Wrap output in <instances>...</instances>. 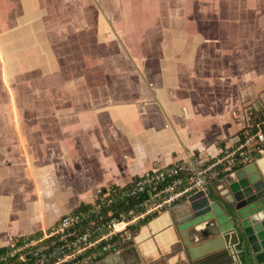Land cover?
I'll list each match as a JSON object with an SVG mask.
<instances>
[{
  "label": "crops",
  "instance_id": "crops-1",
  "mask_svg": "<svg viewBox=\"0 0 264 264\" xmlns=\"http://www.w3.org/2000/svg\"><path fill=\"white\" fill-rule=\"evenodd\" d=\"M250 104L264 107V0H0V248L101 187L221 154ZM226 178L207 192L229 209ZM182 203L137 231L143 264L202 261L210 240L185 245ZM238 247L206 264H248ZM112 256L96 264H124Z\"/></svg>",
  "mask_w": 264,
  "mask_h": 264
},
{
  "label": "built area",
  "instance_id": "built-area-1",
  "mask_svg": "<svg viewBox=\"0 0 264 264\" xmlns=\"http://www.w3.org/2000/svg\"><path fill=\"white\" fill-rule=\"evenodd\" d=\"M243 118L236 140L221 154L158 165L126 184L101 187L92 203L64 213L42 235L8 244L11 248L0 253V263L17 256L25 264H96L131 246L144 221L264 157V107L250 104Z\"/></svg>",
  "mask_w": 264,
  "mask_h": 264
},
{
  "label": "water",
  "instance_id": "water-1",
  "mask_svg": "<svg viewBox=\"0 0 264 264\" xmlns=\"http://www.w3.org/2000/svg\"><path fill=\"white\" fill-rule=\"evenodd\" d=\"M258 161L227 175L229 209L219 203V193L212 196L205 191L191 194L176 207L177 229L186 246L195 242L188 238L196 228L197 242L210 240L202 245L206 252L200 264L225 259L231 249L238 257L236 246L246 263L264 264V175L258 171ZM212 245L217 248L211 249ZM113 256L124 264H143L132 245Z\"/></svg>",
  "mask_w": 264,
  "mask_h": 264
},
{
  "label": "trees",
  "instance_id": "trees-1",
  "mask_svg": "<svg viewBox=\"0 0 264 264\" xmlns=\"http://www.w3.org/2000/svg\"><path fill=\"white\" fill-rule=\"evenodd\" d=\"M138 199L137 198H135V199H129V200H126V201H123L122 202V204H120L121 206L120 207H122L123 205H130V204H132L133 202H136ZM89 204H85V205H80L79 207H77V208H75L74 209V211H77L78 209H81L82 207H87ZM152 218H149V219H147L146 221H144L143 222V224L142 225H144L145 223H147L149 220H151ZM141 225V226H142ZM139 229H140V227H139ZM138 229V230H139ZM25 239V237H18V238H16V239H14L13 240V243H15V246H17V245H19L20 243H22V241ZM11 247H10V245H6V246H4V247H1L0 248V253H3V252H6L8 249H10ZM26 262H22V261H19L18 260V257L16 256V257H14V258H12V259H10L9 261H7V262H2V263H0V264H25Z\"/></svg>",
  "mask_w": 264,
  "mask_h": 264
},
{
  "label": "rangeland",
  "instance_id": "rangeland-1",
  "mask_svg": "<svg viewBox=\"0 0 264 264\" xmlns=\"http://www.w3.org/2000/svg\"><path fill=\"white\" fill-rule=\"evenodd\" d=\"M112 48V50H113V52H115V50L116 49H120V47H116V46H113V47H111ZM96 50H99V51H103V48L102 47H100V46H97L96 47ZM70 68H71V66H70ZM82 81V79H79V81L77 80V82L76 83H78V82H81ZM32 83H34V84H36L37 82H35L34 80H32ZM68 85H72V83L71 84H68ZM17 88H20V85L19 84H17V85H15ZM16 97H17V99L18 100H25V99H28V97H27V94L25 93H22V92H17L16 93Z\"/></svg>",
  "mask_w": 264,
  "mask_h": 264
},
{
  "label": "bare ground",
  "instance_id": "bare-ground-1",
  "mask_svg": "<svg viewBox=\"0 0 264 264\" xmlns=\"http://www.w3.org/2000/svg\"><path fill=\"white\" fill-rule=\"evenodd\" d=\"M199 236V229L198 228H196L195 230H194V232L193 233H189V237L191 238V239H193V238H197ZM200 247V246H199Z\"/></svg>",
  "mask_w": 264,
  "mask_h": 264
}]
</instances>
